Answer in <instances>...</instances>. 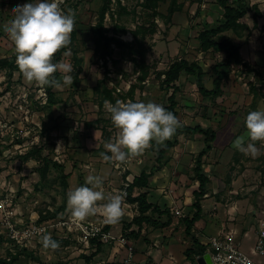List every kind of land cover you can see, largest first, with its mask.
I'll return each mask as SVG.
<instances>
[{
    "label": "rangeland",
    "instance_id": "rangeland-1",
    "mask_svg": "<svg viewBox=\"0 0 264 264\" xmlns=\"http://www.w3.org/2000/svg\"><path fill=\"white\" fill-rule=\"evenodd\" d=\"M35 1L37 0H26L27 3ZM235 1H239L248 10L246 17L241 20L247 25V29L239 34L227 32L222 37H229L241 46L243 60L254 71L249 73L241 66H233L227 80L222 83L223 94L220 97L201 95L195 77L183 74L177 83L178 120L180 125H200L203 128H212L217 134L212 150L204 159V172L210 182L207 185L208 194L202 200L203 215L198 227L195 226V236L201 241L206 236L217 235L218 230H214L212 224L219 226L225 224L228 231L234 229V225H242L244 229L241 232L239 249L250 254L261 226L260 221L264 217V146L257 142L256 146L261 149V155L252 158L237 150L234 141L243 136L246 146L249 140L246 135L245 118L251 111L264 110V0ZM107 2L108 0H58L63 11L67 12L71 9L74 12L75 29L71 34L70 45L56 53L53 62L65 60L64 62L70 63L72 67L74 65L78 67L84 62L80 57L81 53L89 48L95 51V40L99 36L96 35L94 27L98 25L100 12ZM144 4L143 0L120 2L112 0L108 4L109 10L104 21L105 35L113 37L116 26L124 28L127 33L118 37L131 47L118 49L112 45V56L100 58L95 55L90 60L91 64L88 62L99 69L102 77L100 84L103 85L106 81L107 88L111 90L112 87L109 85L111 81L120 88L121 94L116 93L112 88L113 97L120 101L128 102L129 99L132 102L151 101L164 107L168 104L172 90L162 87L161 83L164 80L162 73L174 61L186 59L189 62H197L203 68L206 73L204 86L209 90L213 89L215 75L212 67L224 60L225 54L201 51L197 37L202 30L224 22V10L217 0H178L177 7L172 13L170 9L172 2L167 0L159 3L157 8L159 15L155 17L151 10L144 7ZM1 9L0 7V11ZM1 18L4 20L3 16ZM1 31L0 43H3L4 35ZM135 32H138L137 36ZM1 47L0 45V49ZM101 48L103 50L102 46ZM69 50L71 54L65 57L63 53ZM141 53L145 55L146 85L139 80L142 69ZM11 54L12 52L0 50L2 66L0 69L11 66L12 58L2 59V56ZM124 66L128 69L126 72ZM77 70L75 67L71 73L75 74ZM1 74L0 71V262L5 263L0 264H92L98 244L92 246L90 243L86 246L80 240L79 233L73 228L68 229V225H62V222L69 220L68 216L55 225L50 221L42 224L45 221L36 220L26 224L20 220L18 208L20 196L27 198L29 209H38L39 220L49 218L48 213L43 214L49 205L47 202L50 201L49 194L51 197L55 196L61 185L59 172L54 169H50L45 181L42 180L43 158L48 157L56 161L55 157L59 156L54 152V144L48 140L46 133L49 127H45L44 121L41 120L43 118L38 119L37 123L32 118V110H38L42 105L48 106V102L43 103L46 98L43 97L44 93L48 98V87H39L34 83L20 89L14 81L7 86L8 81L6 78L2 79ZM56 75L59 73L57 72L55 77ZM128 85H132L131 89L127 88ZM8 89L11 91L8 92ZM42 89H45V92H40ZM130 91L131 95L127 99ZM144 92H146V100L143 97ZM86 96L87 101L97 97L94 103L99 104V92L92 89ZM110 103L114 105L113 102ZM94 112L99 113L102 124L107 129L106 132L112 135L115 128L111 130L113 125L106 105L103 109L99 108ZM179 140L182 146L176 151V154L178 153L176 158L181 159L179 169L183 175H188L190 179L193 176L194 179L193 168L198 154L204 148V136L182 135ZM162 146L164 144L157 145L153 142L146 150V169L151 165L156 166V149ZM28 152H33L32 157L28 160L21 159ZM176 172H178L177 167L171 166L168 174L175 177ZM40 192L48 195L49 199L41 196L37 198L38 203H34L31 197L26 196V193L35 196ZM54 200L58 203V199ZM179 206L182 204L179 203ZM193 213L192 209L187 217L192 216ZM172 218L175 222L180 219L175 215ZM9 222L14 226V230L48 226L45 235H50L57 241L59 248L56 250L43 248L41 244L43 235L19 244L14 237L15 233L7 225ZM55 226L59 229L65 228L74 235V239L56 237L59 230L57 228V231H54ZM154 230L155 234L160 235L157 237L159 243L156 246L153 239L150 241ZM53 231L55 235L52 234ZM59 233L62 234V231L60 230ZM129 241L134 246L133 249L135 248L133 264H197V260L193 262L186 259L185 252L193 247V240L185 233L184 225H169L161 229L148 230L146 245L137 242V239ZM101 244L102 247L103 245L109 247L108 243L101 242ZM88 258L91 259L90 263L87 261Z\"/></svg>",
    "mask_w": 264,
    "mask_h": 264
},
{
    "label": "crops",
    "instance_id": "crops-1",
    "mask_svg": "<svg viewBox=\"0 0 264 264\" xmlns=\"http://www.w3.org/2000/svg\"><path fill=\"white\" fill-rule=\"evenodd\" d=\"M26 3V0H0V7L2 8L0 11V18L2 16L4 17V20L2 18L0 19V31L2 30L1 33H3L4 35L2 37V40H4V42L0 43V45L2 46L0 50L12 52L11 55L2 56V59H15V55L13 53L14 45L9 39L7 33L4 31V25L9 20L14 18L15 13L13 12V9H15L18 5L22 6ZM80 57L83 58L84 62L81 65H78V67L75 65L74 67H72L73 70L75 69V67L78 69L75 74L69 73V75L73 77V84L71 86H64L60 89H53V105L48 103L47 107L42 105L40 109L34 111L32 110L33 120H35V122L37 123L38 119H41L42 117L43 119L41 120L42 122L44 121L45 127H49V130L46 133L49 138L48 140L49 142H52L54 144V152L59 156L55 157V160L57 163L65 166L66 173L70 175L67 180L68 188L67 190H64L63 187H58V192H56L55 196L51 197V195L49 194L50 201L46 200L49 205L47 206V211H44L43 213L49 214V218H47L46 220H39L40 215L38 209H29L28 201L26 200L27 198L20 196L21 201L20 203H18L20 220L22 222H25L26 224H29L36 220L38 222L45 221L42 224L48 223L47 221H50V223L53 222V224L55 225L65 216H68V219L71 218L70 213L67 211L68 192L76 187L83 186L85 183V178L88 175L101 176L103 179L102 190L104 191L106 196L109 194H124V215L120 219V223L113 225L108 232L112 240V242H108L109 247L106 248L105 245H103L101 251L97 253L96 256H94V261L92 264H123V262L124 264H126L127 259L130 255V252L129 250H127V248L134 247L130 244L129 240L134 238H126L128 242L126 247H123L118 239L121 236L125 237L123 232V222L130 223L133 218L139 214L138 205L126 201V189L130 184L133 183L134 178L139 176L142 172L153 173V175L149 178L148 188H135L132 191V196L135 198L141 193L147 192L149 203L153 204L154 206H159L161 210L169 209L172 217H174V213L172 211L174 209L181 210L186 215L184 218L187 217V214L193 209V192L198 189L199 184L198 181H195L193 179V176H191L190 179L188 175H183L181 169H179V167L181 166V159L178 160L176 158L178 154H176V151H178V147H180V149L182 147L181 144H179L180 140L178 145H176L165 156L162 163V169L159 171L156 170L154 165H151L149 169H146V151L142 156L132 158L123 164L116 161L105 162L102 160L100 153L106 152L104 144L109 141L115 142L118 130H114V127L112 126L111 130H114L112 135L110 134L108 139H105V135L108 133L106 132V134L104 135L103 130L105 127L102 124L103 121L101 120L99 113L94 112V110L99 109L98 104L96 105V103H94L97 97H95L94 100L91 101L86 100V95L89 91H92L93 89L98 92V86L102 79L99 69H96L95 66L90 65V60L95 57L94 49L89 48L84 53H81ZM88 62L90 64H88ZM14 65L16 66V63H14ZM124 67L125 69H123L126 72L128 69L126 66ZM80 69L81 71L77 77L76 73ZM0 71L2 72V79L6 78L8 81L6 83L7 86L13 81L17 82L16 86H18L20 89L34 84L26 82L17 67L13 71H10L8 67H4L0 69ZM56 76L57 79H61L60 73ZM7 91L9 92L11 90L8 89ZM143 94H145L143 95V97H145L144 99L146 100V92H144ZM129 100L131 101V99ZM88 124H94V126L90 127L88 126ZM107 154L111 155V153ZM171 166H175L178 169V172H176L175 174L172 173L175 175V177L171 176V174H168L169 168ZM26 196L31 197V199L34 200V203H38L37 198L41 196H43L44 199H49L48 195H44L41 192L35 196H30L29 193H26ZM54 199H58V203ZM179 203H181L182 206H179ZM29 210L31 213L29 212ZM149 216H152L160 224H164L169 221L167 215L159 216L149 213ZM87 220L92 223L103 224L104 227L109 225L103 222V216L99 212L95 215L89 216ZM198 224L199 222L196 224V227H198ZM170 225L181 226L184 224L182 223L180 217L178 222H175L174 218H172ZM234 226V229H237L239 231H242L244 229L242 225ZM57 228L58 227L55 226L56 230L54 231H57ZM155 228L161 229L162 227H155L153 225L145 224L144 228L142 229L141 236L139 237V239H137V242L140 241V243H144L146 245V233L148 232V230L150 231L151 229ZM212 228L214 230H218L217 234L228 231L225 228V224L223 226L212 224ZM58 230H61L62 234L59 233V231L57 232V235H55L56 233H54V231L52 232V234L62 239H74V235L69 233L65 228H58ZM133 230H138V228L134 226L129 232ZM211 236L213 235L206 236L204 238H208ZM157 237H160V235L159 233L155 234L154 230L151 234L150 241L151 239H153L155 246L159 243ZM99 242L102 241L98 239L95 244H98ZM95 244H92V246H95ZM96 260L98 261L97 263ZM134 262L135 255L133 254V263Z\"/></svg>",
    "mask_w": 264,
    "mask_h": 264
},
{
    "label": "clouds",
    "instance_id": "clouds-1",
    "mask_svg": "<svg viewBox=\"0 0 264 264\" xmlns=\"http://www.w3.org/2000/svg\"><path fill=\"white\" fill-rule=\"evenodd\" d=\"M13 12L15 16L4 25V31L14 45L15 63L25 81L55 89L71 86L74 82L69 75L72 65L53 60L56 53L71 43L75 29L74 12L71 9L63 11L58 0H37L18 5ZM70 54V50L63 53L65 57ZM57 72L61 74L62 82L55 77ZM105 105L112 125L118 130L115 142H106V152L100 153L105 162L123 164L142 156L153 142L163 145L181 126L172 112L155 102L117 100L114 105L105 101ZM244 123L249 142L245 146V138L241 136L235 139L234 147L245 156L256 158L261 155L257 142L264 146V110L249 112ZM102 184L101 176L88 175L83 186L68 192L67 211L74 222H83L99 212L105 224L119 223L124 215V194L106 196ZM41 244L45 249L59 248V243L50 235H43Z\"/></svg>",
    "mask_w": 264,
    "mask_h": 264
},
{
    "label": "trees",
    "instance_id": "trees-1",
    "mask_svg": "<svg viewBox=\"0 0 264 264\" xmlns=\"http://www.w3.org/2000/svg\"><path fill=\"white\" fill-rule=\"evenodd\" d=\"M112 0H108L107 4L104 5L100 12V20L98 25L94 27L96 31V35L99 36L96 40L95 46V55L100 56V58H106L113 55L112 45L116 46L118 49H122L124 47H131L130 44L121 40L118 35L126 34L127 31L124 28L116 26L114 36L109 37L105 35L106 30L104 28V21L106 14L108 12V4H110ZM121 0H118L120 2ZM144 7L148 10L153 12V17L158 16L157 8L159 3L166 2L167 0H143ZM171 13L177 7L178 0H171ZM217 3L220 5L221 8L224 10V22L220 23L219 25L207 28L202 30L197 39L199 42V48L203 52L213 51L215 53H224L225 58L224 60L216 63L212 67V71L215 75L213 80V89H207L205 84L206 73L203 68L197 62H189L186 59H178L174 61L169 68L162 73L164 75V80L162 81L161 85L165 89L172 90L171 95L168 98V104L164 106L167 111L172 112L178 118V107L179 103L177 101V93L179 92V86L177 85L180 77L185 74L189 77H195L196 85L198 87L199 92L201 95L205 97H220L223 94L222 83L223 81L227 80L229 76V72L233 66H241L247 72L252 73L254 70L250 68V65L245 62L241 56V46L233 39L229 37H222L223 34L227 32H234L235 34H239L242 30L247 29V25L243 24L241 20L246 17L248 10L245 6L241 5L239 1L235 0H217ZM255 24H258L257 19L255 20ZM138 35V32H135V36ZM103 47V50L101 48ZM132 53L134 54L135 51L133 48L131 49ZM141 75L139 80L143 83L146 81L147 72L145 66V55L141 53ZM1 63V62H0ZM15 59L11 60V66L8 67L10 71L15 69L14 67ZM1 66V65H0ZM2 67V66H1ZM14 67V68H13ZM81 69L76 73L77 77L80 73ZM258 76H261L260 73L256 72ZM103 88V89H102ZM52 87H48V103L54 104V92ZM134 89V88H133ZM133 89L131 91H133ZM113 89L111 90L107 88V82H103V85L100 84L98 86L99 92V108L103 109L105 106V101H110L115 104L118 99L113 97ZM131 91L128 94L127 99H129V95H131ZM125 101V100H123ZM99 123V121H98ZM88 126L93 127L94 124H88ZM106 128H104L103 132L104 135L106 134ZM200 134L204 136V148L198 154L195 166L193 168L194 172V180L198 181V189L193 192L194 201L192 204V208L194 213L191 217H186L182 220V223L185 225V233L192 237L193 240V247L186 250V256L189 260L196 262L198 256L205 255V247L201 245L200 241L195 236L194 228L196 224L202 219L203 215V205L202 200L205 199V196L208 194L207 185L210 182L209 177L204 172V159L206 155L212 150L213 143L216 140L217 134L212 128H203L200 125L197 126H187L181 125L175 135L165 141L164 146L159 147L156 149V170L162 169V163L165 156L179 143V137L182 135H196ZM110 134L105 135V139H108ZM39 155H40V151ZM33 152H28L24 156L21 157L23 160H28L32 157ZM50 169H54L59 172V183L64 190L68 188V178L70 177L69 174L66 173L65 166L62 164L57 163L56 161L44 157L43 158V168H42V180H46L48 177V173ZM153 175V173L142 172L139 176L135 177L133 183L129 185L127 190V197L126 201L132 204L138 205V215L133 218L130 223L123 222V232L124 235L128 238L139 239L141 236L142 229L144 225H153L155 227H167L171 224L172 216L170 214L169 209L161 210L159 206H154L153 204L149 203L148 201V193L143 192L137 197L132 196V191L135 188L145 189L148 188L149 185V178ZM149 213L153 215H167L169 221L160 224L156 221L152 216H149ZM120 223V222H119ZM113 225H107L104 228V232L108 233ZM137 227L138 230H133L129 232L132 227ZM129 232V233H127ZM98 239H92L91 244H95ZM102 244L101 242L98 243V250L94 256L97 255L101 251ZM87 261L90 263L91 259L88 258ZM0 263H5L0 262Z\"/></svg>",
    "mask_w": 264,
    "mask_h": 264
},
{
    "label": "built area",
    "instance_id": "built-area-1",
    "mask_svg": "<svg viewBox=\"0 0 264 264\" xmlns=\"http://www.w3.org/2000/svg\"><path fill=\"white\" fill-rule=\"evenodd\" d=\"M108 75L111 76V74ZM143 84L146 85V81L143 82ZM109 85L115 89L116 93H122V90L111 81ZM127 88L131 89V85H128ZM40 92H45V89L40 90ZM46 95L47 94L45 93L43 94V97H46L43 100L44 104L48 102ZM172 211L175 216L181 218L186 216L181 210L174 209ZM260 223L261 226L256 234L255 244L250 254H247L239 249L242 231L237 229H232L227 232H221L215 236L204 238L200 241V243L205 247V254L211 255L213 264H264V219H262ZM61 224L64 226L68 225V229L73 228L75 232L79 233L81 235L80 240L86 246H89L92 239H100L104 243H108L111 240L110 235L104 232V225L100 223H92L87 219L83 222H74L72 218H69V220L62 222ZM7 225H9L11 231L15 233L14 237L19 244L32 241L34 238L45 235L48 231V226L46 225L20 230H14V226H11L10 222L7 223ZM118 241L123 247H126L128 244L127 239L123 236L119 237ZM128 250L130 255L126 264H132L134 249L133 247H129Z\"/></svg>",
    "mask_w": 264,
    "mask_h": 264
},
{
    "label": "water",
    "instance_id": "water-1",
    "mask_svg": "<svg viewBox=\"0 0 264 264\" xmlns=\"http://www.w3.org/2000/svg\"><path fill=\"white\" fill-rule=\"evenodd\" d=\"M197 264H213L210 254H205L197 258Z\"/></svg>",
    "mask_w": 264,
    "mask_h": 264
}]
</instances>
